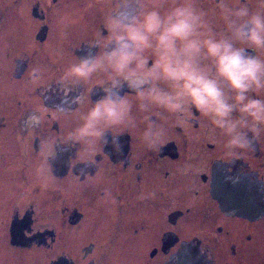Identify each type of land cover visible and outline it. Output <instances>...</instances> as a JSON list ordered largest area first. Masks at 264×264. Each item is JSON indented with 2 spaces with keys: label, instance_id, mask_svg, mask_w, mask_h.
Here are the masks:
<instances>
[{
  "label": "flooded vegetation",
  "instance_id": "obj_1",
  "mask_svg": "<svg viewBox=\"0 0 264 264\" xmlns=\"http://www.w3.org/2000/svg\"><path fill=\"white\" fill-rule=\"evenodd\" d=\"M121 2H1L0 264H168L185 248L192 264H264V141L243 159L225 156L196 113L188 125L169 122L158 149L125 131L120 152L99 145L88 163L57 146L41 169V141L78 122L57 109L102 94L94 81L62 87L59 75L103 39ZM44 106L51 117L29 131L27 116Z\"/></svg>",
  "mask_w": 264,
  "mask_h": 264
},
{
  "label": "clouds",
  "instance_id": "obj_2",
  "mask_svg": "<svg viewBox=\"0 0 264 264\" xmlns=\"http://www.w3.org/2000/svg\"><path fill=\"white\" fill-rule=\"evenodd\" d=\"M135 3V14L121 12ZM103 39L59 75L69 90L95 83L98 99L75 96V108L58 114L77 123L41 141V169L57 146L75 148L95 161L99 145L122 151L120 137L138 130L142 143L158 149L173 122L185 126L196 113L223 154L243 159L264 141V0H122L104 20ZM36 80L40 79L37 69ZM89 93L95 91L90 88ZM86 99L90 106L82 110ZM51 114L37 107L29 131Z\"/></svg>",
  "mask_w": 264,
  "mask_h": 264
},
{
  "label": "water",
  "instance_id": "obj_3",
  "mask_svg": "<svg viewBox=\"0 0 264 264\" xmlns=\"http://www.w3.org/2000/svg\"><path fill=\"white\" fill-rule=\"evenodd\" d=\"M187 248H185L183 251H181L177 258H174L171 262L168 264H192L196 262L197 260H193L191 254H188L186 251Z\"/></svg>",
  "mask_w": 264,
  "mask_h": 264
},
{
  "label": "rangeland",
  "instance_id": "obj_4",
  "mask_svg": "<svg viewBox=\"0 0 264 264\" xmlns=\"http://www.w3.org/2000/svg\"><path fill=\"white\" fill-rule=\"evenodd\" d=\"M1 2H2V0H0V7H1Z\"/></svg>",
  "mask_w": 264,
  "mask_h": 264
}]
</instances>
